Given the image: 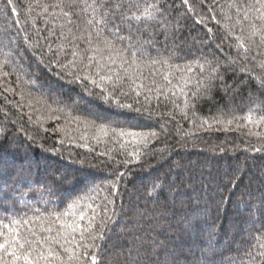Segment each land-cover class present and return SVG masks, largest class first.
Listing matches in <instances>:
<instances>
[{
    "label": "trees",
    "instance_id": "16d2710c",
    "mask_svg": "<svg viewBox=\"0 0 264 264\" xmlns=\"http://www.w3.org/2000/svg\"><path fill=\"white\" fill-rule=\"evenodd\" d=\"M38 2L54 0H0V47L8 45V55L0 53V63L7 60L0 68V224L27 219L41 231L77 197L92 195L81 200V208L91 215L87 205H93L97 219L111 216L104 238L96 241L97 264H264V68L258 66L264 55L241 60L230 46L234 37L225 38L209 18L213 0H189L192 12L183 0H148L161 12L140 36L154 38L145 58L168 60L173 67L158 63L151 71L159 73L152 77L145 68L144 75L163 83L160 73L170 72L179 88L159 101L153 93L150 103L143 94L139 103L134 94L120 96L133 107L119 108L88 96L86 82L50 63L60 41L49 31L59 33L66 21L58 9L55 16L51 8L29 11ZM229 3L217 0L223 14L217 8L216 15L232 25L237 14ZM240 27L237 35L259 44V36L249 39L248 22L243 33ZM256 51L264 46L250 56ZM217 61L219 72L212 73ZM250 110L251 123L243 119ZM112 128L155 132L158 138L144 147L132 137H114ZM137 150L138 158L131 155ZM114 182L116 189L104 187ZM92 187L101 190L91 193ZM106 196L115 202L107 214Z\"/></svg>",
    "mask_w": 264,
    "mask_h": 264
},
{
    "label": "snow or ice",
    "instance_id": "6c2138e0",
    "mask_svg": "<svg viewBox=\"0 0 264 264\" xmlns=\"http://www.w3.org/2000/svg\"><path fill=\"white\" fill-rule=\"evenodd\" d=\"M204 2L205 0H201V3ZM183 3L189 6L190 12L194 11L189 5V0H183ZM11 4L13 0H7V5ZM34 7L41 8L45 13L51 8L54 16L56 15L55 10L58 9L59 15L65 18L66 23L61 25L59 33L55 30L49 31V35L58 36L60 41L54 52L55 59H50V63L60 68L62 74L71 76L74 81L86 82L85 92L88 96H96L108 104L114 102L119 108L132 109V104L121 103L119 97L134 94L137 98L136 102L139 103L138 98L143 94L145 101L150 103L153 93L158 101L160 97L167 99L169 92L175 95L173 88L178 89L179 85H172L170 72L160 73L163 83H158L154 78L149 79L144 75L145 68L150 70L149 75L152 77L159 73V69L151 71L158 63L165 67H173L168 60L145 58L146 45L154 46V38L141 40L140 36L142 31L147 30L149 22L155 20L156 14L161 12L155 3H149L148 0H54L51 4L38 2L35 6L30 5L29 11L34 10ZM228 7L236 9L237 19L234 24L230 25L217 19V8H220L223 14V6L218 5L217 0H213V3L208 6V12L211 13L209 18L221 25L226 33L225 38L234 37L235 43L230 46L237 49L241 60H255L256 56L264 55V51H256L255 55L250 56V52L254 49L264 46V0H230ZM11 10L13 13L17 11L16 7H12ZM250 14H252L251 18ZM73 17L77 19L74 20ZM81 17H83V26L80 22ZM231 19V16L224 15L225 21ZM257 20L260 21V26H257ZM244 22H248L252 29L249 39L259 36V44L253 41L250 45L245 42L242 34H236L235 26L240 25V32L243 33ZM198 23H204V17ZM142 24L144 29L139 27ZM125 29L127 35L123 34ZM207 31L213 32L211 28ZM39 35L40 32L37 30L36 36ZM149 35L152 36L151 33ZM44 39L47 40V37ZM209 39H212V36ZM25 42L31 45V40L27 35H25ZM0 44H2V39H0ZM36 46H39L38 41ZM5 47L8 45L3 44L0 47V53H3ZM47 47L49 53L53 52L50 43ZM217 47L219 48L220 44ZM240 49L243 51L241 52ZM3 54L5 57L8 55V53ZM43 55L46 54L42 53ZM69 55L71 59L62 62L61 57ZM6 63L7 60L0 63V68ZM229 63L236 64L237 61L230 58ZM205 64L211 67L210 61L205 60ZM198 66L201 70L205 67L204 64H198ZM258 66L264 68V61H261ZM174 67L179 68L178 65ZM185 67L187 71L192 70L190 65ZM219 68L220 64L217 61V66L211 68L212 73H218ZM88 84L91 88L87 87ZM260 86L264 87V82H261ZM94 89H99V92ZM5 91H11V89L6 88ZM198 92L199 88L193 96H196ZM243 119L249 123L252 122L251 110ZM260 122L264 123V117ZM228 123L231 124L232 121ZM100 130L105 136L108 135L105 128L101 127ZM111 131L114 137L128 136L132 137L133 141H141L144 147L148 146L151 138H158L155 132L144 135L116 128H112ZM260 150L257 149V151ZM131 155L138 158L139 151ZM124 163L127 164L129 161H124ZM123 175V172L119 173L117 180ZM104 187L116 189V183ZM100 190V188L92 187L90 192L98 194ZM85 198L90 200L93 196L77 197L68 205L70 210L53 214V219L46 226L41 225V231H37L27 219L0 224V253H5L9 257V259H4L0 256V264H97L96 253L99 245L96 241L104 238L111 216L107 219L103 217L97 219L99 214L91 204L87 205L91 210V215H89L81 208V200ZM104 201L103 211L107 214L110 210L108 206L115 202L107 196L104 197ZM77 208H80L78 213L74 211ZM70 217L72 218L68 219ZM21 227H24L25 231L22 232Z\"/></svg>",
    "mask_w": 264,
    "mask_h": 264
}]
</instances>
